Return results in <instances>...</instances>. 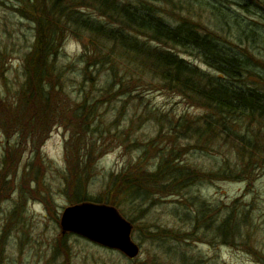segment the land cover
Masks as SVG:
<instances>
[{"label":"rangeland","instance_id":"374dc122","mask_svg":"<svg viewBox=\"0 0 264 264\" xmlns=\"http://www.w3.org/2000/svg\"><path fill=\"white\" fill-rule=\"evenodd\" d=\"M187 1L180 3L186 6ZM246 1L226 0L231 37L242 38L234 43L239 49L254 40L244 34L246 24L264 35V9L250 12L244 7ZM192 6L196 9V4ZM20 11L16 0H0V110L5 108L7 122L16 111L12 107L21 101L25 60L34 39V24ZM263 37H255L257 44L250 51L257 60L255 72L264 78ZM88 40L86 34L78 39L72 34L61 44L60 79L55 81L58 116L41 139L33 142L13 127L7 134L0 118V264H264L263 165L255 167L251 176L204 181L180 193L155 194L154 199L140 200L133 207L124 195V182L112 186V176L153 172L168 148L171 157L177 154L178 161L195 172L196 168L216 167V159L222 164L231 151L188 144L183 135L172 131L176 122L186 118L196 124L206 110L164 88L147 69H136L130 57L122 58L126 56L123 52L111 58V50H105L95 58L99 48ZM182 56L201 65L195 57ZM101 61L103 66L94 64ZM112 70L124 80L121 91L118 86L112 88L107 75ZM31 113L37 111L31 109ZM79 182L86 185L91 200L77 203L73 199ZM107 198L116 203L108 206L133 226L131 238L140 248L135 259L77 233H63L66 208ZM196 198L208 201L220 219L232 207L247 212L243 235L227 244L221 238L187 240L196 232L194 222L186 218ZM164 230L182 235L166 237Z\"/></svg>","mask_w":264,"mask_h":264},{"label":"trees","instance_id":"16d2710c","mask_svg":"<svg viewBox=\"0 0 264 264\" xmlns=\"http://www.w3.org/2000/svg\"><path fill=\"white\" fill-rule=\"evenodd\" d=\"M16 1L23 17L34 24V39L25 60L26 81L20 90L21 101L12 107L16 111L11 121H6L9 117L2 111L5 108L0 110L7 134V130L15 128L18 134H26L33 142L45 135L50 121L58 116L55 96L59 90L55 81L60 79L61 44L69 35L74 34L78 39L86 34L88 42L96 43L99 48L95 58L105 50H111V58L116 52H123L126 56L122 58L130 57L136 69H147L164 88L206 110L207 114L196 120V124L186 118L176 122L172 131L183 135L188 144L195 143L205 149L212 145L231 151L222 164L216 159L218 168H196L195 172V168L180 163L177 154L171 157L172 149L168 148L153 172H137L138 176L133 173L122 178L112 176L113 187L117 182H124V195L130 207L140 200L154 199L155 194L180 193L204 181L251 176L257 170L255 167L264 166V78L255 72L257 60L250 51L257 44L255 37L264 35L248 23L242 30L246 37L249 35L248 39L254 38L253 43L246 48L239 46L241 49L234 45L242 38L236 34L235 39L231 37L226 0H188L186 6L180 3L186 0ZM248 1L244 7L250 12L252 8L264 9V0ZM182 55L197 58L201 65L193 64ZM94 64L103 66L102 61ZM107 75L112 88L118 86L121 91L124 80L114 70ZM31 109L37 114L32 116ZM11 148L12 145L6 149L7 158ZM89 197L86 185L77 183L73 199L84 203L92 199ZM109 200L98 199L95 203L115 206ZM191 211L186 218L194 222L192 228L196 232L185 237L187 240L221 238L226 244L233 243L243 235V226L248 221L247 212L234 207L220 219L211 204L201 198H196ZM163 232L168 233L164 236L174 239L182 235L180 231Z\"/></svg>","mask_w":264,"mask_h":264},{"label":"water","instance_id":"95a60500","mask_svg":"<svg viewBox=\"0 0 264 264\" xmlns=\"http://www.w3.org/2000/svg\"><path fill=\"white\" fill-rule=\"evenodd\" d=\"M63 233L73 232L101 246L121 251L134 259L140 248L132 241L133 226L108 205L85 204L66 208L61 220Z\"/></svg>","mask_w":264,"mask_h":264}]
</instances>
